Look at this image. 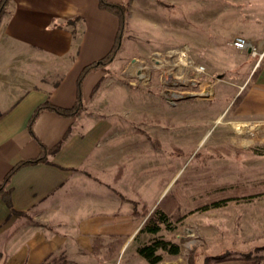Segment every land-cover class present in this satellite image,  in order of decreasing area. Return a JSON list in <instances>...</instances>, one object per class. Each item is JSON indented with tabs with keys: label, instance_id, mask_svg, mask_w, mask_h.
<instances>
[{
	"label": "crops",
	"instance_id": "crops-1",
	"mask_svg": "<svg viewBox=\"0 0 264 264\" xmlns=\"http://www.w3.org/2000/svg\"><path fill=\"white\" fill-rule=\"evenodd\" d=\"M237 3L209 12H220L225 26L238 27L229 38L242 36L264 52V0ZM128 18L127 12V24ZM117 28V17L100 8L98 0H9L0 17V185L14 164L38 156L41 144L47 149L46 160L21 165L2 184L9 203L0 192V264H40L61 250L73 260L74 255L94 252V238L121 239L119 253L139 232L144 218L131 214L133 201L138 195L149 204L144 175L161 169L144 166L143 156L159 150L161 143L157 149L149 136L122 128L125 120L111 106L113 89L120 92L121 105L135 108V115L150 102L164 100L156 91L135 89L123 80L129 62L119 79L109 74L123 39L111 63L84 76L77 114L44 110L36 115L31 132L28 128L30 116L43 101L61 107L75 104L80 71L107 54ZM213 39L212 54L225 63L209 58L212 76L222 78L213 83L210 105H227L223 114L225 109L229 112L243 90L232 116L241 122H264V53L257 63L248 50ZM226 75L232 77V88L218 93L215 85L226 82ZM155 121L160 123L159 118ZM164 174L154 181L155 202L167 191ZM126 181L128 194H123L120 187ZM214 263L264 264V257L256 262L234 256Z\"/></svg>",
	"mask_w": 264,
	"mask_h": 264
},
{
	"label": "rangeland",
	"instance_id": "rangeland-1",
	"mask_svg": "<svg viewBox=\"0 0 264 264\" xmlns=\"http://www.w3.org/2000/svg\"><path fill=\"white\" fill-rule=\"evenodd\" d=\"M123 1L129 14L128 24L123 35V48L109 67V74H115L119 79L122 67L134 57L139 61H146L153 52L159 51L168 59L170 54H174L188 42L186 44L191 57L198 64L204 65L209 74L200 78V85L196 88L200 90L206 85L212 90L209 98L186 97L175 105L166 101L164 104L150 102L145 111H139L135 115V108L131 110L129 106L121 105V94L113 89L116 95L112 97L111 106L115 109V114L125 120L122 128L144 129L150 137L156 136L161 143L159 150H150V153L143 156L144 166L161 168L159 172L144 175L143 192L149 207H154L163 197L155 202L154 181L158 174L165 173L163 183L167 188L166 193L173 188L175 180L180 178L181 203L185 211L194 207L199 189L209 185V180L216 183L241 180L251 184L264 179V122L236 121L232 116L234 109H229V112L225 109L223 114L227 105H210L216 78L209 70V58L215 59L219 64L224 61L220 55L212 54L209 43L214 41L213 38L226 39L228 43L232 40L228 36L238 27L225 26L221 13H210L209 10L212 7L220 9L223 5L237 6V0L233 2L234 5L228 0ZM213 18H217L218 22L214 20L213 23ZM148 61L153 70L155 86L147 91L159 93L157 83L160 70L152 68V62L150 59ZM225 78L226 82L215 85L218 93L221 89L228 93L232 88V77L226 75ZM123 80L129 82L127 77ZM221 80L222 78L219 81ZM133 88L139 89L138 86ZM137 101L141 102L140 99ZM156 118L160 119V123L155 121ZM170 144L180 151L173 152ZM214 146L254 149V152L235 153L231 150L229 155L206 159L212 153L210 148ZM196 152L200 156L195 157ZM97 176L108 180L104 175ZM128 188L129 182L126 181L120 191L128 194ZM256 213L259 215H254ZM258 216L260 218L256 219ZM159 235L178 243L180 252L175 255L162 253V260L157 264H213L216 255L263 254L264 195L231 201L206 211L190 212L172 230L163 229ZM150 237L147 233H137L133 239L124 242L119 253L116 251V239L104 240L96 252L74 255L71 261L72 264H149L135 249Z\"/></svg>",
	"mask_w": 264,
	"mask_h": 264
},
{
	"label": "trees",
	"instance_id": "trees-1",
	"mask_svg": "<svg viewBox=\"0 0 264 264\" xmlns=\"http://www.w3.org/2000/svg\"><path fill=\"white\" fill-rule=\"evenodd\" d=\"M8 2L9 0H0V17L3 14ZM98 5L100 8L114 14L118 19V28L111 49L100 59L85 65L80 71L77 78V100L74 105H72L71 107H61L51 103L48 100H45L35 108L28 120V128L30 132L32 122L34 121L36 115L41 111L48 110L59 115L77 114L82 109L81 83L84 76L92 70L105 68L109 63L113 61L115 55L119 51L127 24V7L124 3L112 2L110 0H98ZM242 92L243 90L235 97L229 107L230 109H235V107L237 106L236 104L242 98ZM135 131L145 134L147 137L149 136L145 131L141 129L136 128ZM149 138L154 147L158 148L160 146L159 139H157L156 137L152 138L150 136ZM170 146L173 152L180 151L178 147H175L172 144H170ZM210 149L212 153L208 155L206 159H211L214 156H220L222 154L229 155L231 150H233L235 153L254 152V149L239 150L235 149L234 147L230 148V146H214ZM54 150L55 149H52L51 151ZM46 151V147L41 144V151L38 156L31 159L21 160L14 164L4 176L2 184L6 183L13 172L21 165L46 160ZM198 156H200V153L196 152L195 157ZM179 182L180 178L176 179L173 188L169 190L152 208H150L147 202L144 199L140 198L138 195L137 199L133 201V209L131 211V214L136 217L144 218L138 233H147L151 235L148 240L139 244L136 247L135 251L138 255L142 256L149 264L159 263L162 260V253L175 255L180 252V246L178 243L164 238L163 236L159 235V233L163 229L172 230L175 225L181 222L188 213L195 211H206L208 209L221 207L231 201L250 199L264 195V179H259L255 182H252L251 184L243 183L241 180L224 183H216L212 180H209V185H205L204 187H201L199 189L198 195L194 199V207L190 211H185L184 209H182V195ZM2 184L0 185V192L2 193L3 197H5L7 203H9L7 193L6 191H4V187ZM102 242V239H93V249L95 252L98 250V247H100ZM115 242H117V251L121 247L123 241L121 239H117ZM233 257L234 256L232 255L226 254L216 255L214 257V261L230 259ZM243 257L259 262L264 257V253L254 256L246 255ZM40 264H72V261L67 257L65 251L61 250L57 253H50L43 259Z\"/></svg>",
	"mask_w": 264,
	"mask_h": 264
},
{
	"label": "built area",
	"instance_id": "built-area-1",
	"mask_svg": "<svg viewBox=\"0 0 264 264\" xmlns=\"http://www.w3.org/2000/svg\"><path fill=\"white\" fill-rule=\"evenodd\" d=\"M228 44L239 50H248L252 56H257V63L263 57L264 52H258L254 44L242 36L234 37ZM189 52V46L185 43L174 54H170L168 59L159 51L153 52L146 61H139L134 57L125 70V75L129 79L128 83L131 86H138L139 89L145 88V90L155 86L153 70L148 64L150 59L151 67L160 70L157 86L160 96L167 103L175 105L179 100L192 96L209 98L212 94L209 86L205 85L200 90L196 88L200 85V78L209 74L205 66L195 62ZM161 67L165 69L162 70ZM215 78V81L220 80V77Z\"/></svg>",
	"mask_w": 264,
	"mask_h": 264
}]
</instances>
